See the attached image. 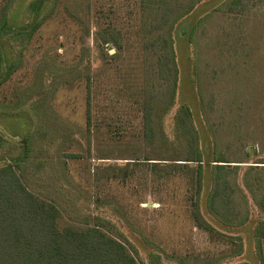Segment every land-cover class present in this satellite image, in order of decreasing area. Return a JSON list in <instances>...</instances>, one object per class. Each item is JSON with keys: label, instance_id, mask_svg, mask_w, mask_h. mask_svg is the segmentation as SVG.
Masks as SVG:
<instances>
[{"label": "rangeland", "instance_id": "1", "mask_svg": "<svg viewBox=\"0 0 264 264\" xmlns=\"http://www.w3.org/2000/svg\"><path fill=\"white\" fill-rule=\"evenodd\" d=\"M245 1L232 8V0H61L24 50L22 66L0 84V163L23 154L30 131L22 176L59 207L60 228L95 226L103 217L137 264H261L254 223L231 232L214 225L218 235L198 227L192 198L203 196L196 182L195 189L182 171L159 178L146 159L166 144L185 158L176 116L186 103L206 159L238 166L241 212L264 219L257 201L264 197V0ZM161 2L178 18L180 82L174 106L155 113L156 151L144 138V90L157 61L144 46V29ZM23 4L11 11V27L22 25ZM109 27L122 31L123 48L100 43L99 32ZM39 98L31 126L2 113L35 107ZM151 251L160 260L153 263Z\"/></svg>", "mask_w": 264, "mask_h": 264}, {"label": "trees", "instance_id": "2", "mask_svg": "<svg viewBox=\"0 0 264 264\" xmlns=\"http://www.w3.org/2000/svg\"><path fill=\"white\" fill-rule=\"evenodd\" d=\"M10 1L7 0L0 11V84L11 79L22 66L24 50L35 33L55 15L61 0ZM20 1H24L22 25L11 27V11ZM242 1L232 0L231 7H238ZM161 3L152 22L144 29V46L157 58L153 75L149 77L144 90V138L150 147H155L158 136L155 113L159 110L166 113L174 106L180 82L173 39V24L178 18H175L170 5ZM98 38L102 44L113 43L119 48L124 46L122 31L118 28H105L99 32ZM88 91L90 106L89 81ZM41 100L37 99L35 107L31 104V108H26L27 104L24 103V106H16L12 111L2 113L23 116L31 126L36 120L33 111L41 107L38 103ZM7 106L11 107V104ZM193 117V110L182 103L176 118L177 128L186 142L185 158L179 159L178 155L170 152L171 145L166 144L167 148L159 150L158 156L146 157L148 166L158 173L159 178L182 171L193 184L196 182V192L203 196L199 200L192 198V216L198 227L218 235L222 232L214 225L231 232L254 223L257 254L261 264H264V219L258 218L253 222L250 210L244 214L241 212L235 198L239 173L234 175V172L238 166L229 164L230 161L221 156L214 160L206 159L201 132L193 126ZM30 135V131L25 134V150L21 156L14 161L0 163V264H137L127 245L107 231L112 222L103 217L96 216L99 220L95 226L79 228L69 225L60 228L59 207L31 191L22 176L32 151ZM179 160L183 163H179ZM130 171L126 170L124 176H129ZM244 184L252 190L247 181ZM257 201L264 212V197ZM240 250L239 247L237 251ZM150 257L153 263L160 260L155 251L150 252Z\"/></svg>", "mask_w": 264, "mask_h": 264}, {"label": "water", "instance_id": "3", "mask_svg": "<svg viewBox=\"0 0 264 264\" xmlns=\"http://www.w3.org/2000/svg\"><path fill=\"white\" fill-rule=\"evenodd\" d=\"M115 52V49H111V53Z\"/></svg>", "mask_w": 264, "mask_h": 264}]
</instances>
